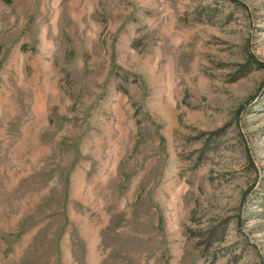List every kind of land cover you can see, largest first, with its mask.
<instances>
[{"label":"rangeland","instance_id":"1","mask_svg":"<svg viewBox=\"0 0 264 264\" xmlns=\"http://www.w3.org/2000/svg\"><path fill=\"white\" fill-rule=\"evenodd\" d=\"M0 264H264V0H0Z\"/></svg>","mask_w":264,"mask_h":264}]
</instances>
